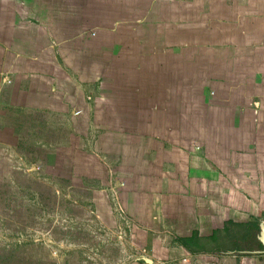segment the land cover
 <instances>
[{
	"label": "crops",
	"instance_id": "1",
	"mask_svg": "<svg viewBox=\"0 0 264 264\" xmlns=\"http://www.w3.org/2000/svg\"><path fill=\"white\" fill-rule=\"evenodd\" d=\"M0 161L100 264H264V0H0Z\"/></svg>",
	"mask_w": 264,
	"mask_h": 264
},
{
	"label": "rangeland",
	"instance_id": "2",
	"mask_svg": "<svg viewBox=\"0 0 264 264\" xmlns=\"http://www.w3.org/2000/svg\"><path fill=\"white\" fill-rule=\"evenodd\" d=\"M31 173L8 179L0 161V264H100L94 216L73 201L49 203L53 195Z\"/></svg>",
	"mask_w": 264,
	"mask_h": 264
},
{
	"label": "water",
	"instance_id": "3",
	"mask_svg": "<svg viewBox=\"0 0 264 264\" xmlns=\"http://www.w3.org/2000/svg\"><path fill=\"white\" fill-rule=\"evenodd\" d=\"M260 241L263 243L264 245V225L262 226V232H261V235H260Z\"/></svg>",
	"mask_w": 264,
	"mask_h": 264
}]
</instances>
